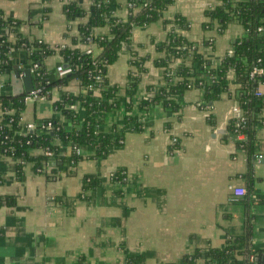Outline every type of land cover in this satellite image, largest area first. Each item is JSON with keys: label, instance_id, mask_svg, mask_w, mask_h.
<instances>
[{"label": "crops", "instance_id": "obj_1", "mask_svg": "<svg viewBox=\"0 0 264 264\" xmlns=\"http://www.w3.org/2000/svg\"><path fill=\"white\" fill-rule=\"evenodd\" d=\"M68 1L84 14L68 19L63 12ZM221 1L174 0L161 13V19L177 13L186 18L189 27L182 34L213 66H219L235 40L246 34L236 19L228 20L222 30L217 20L205 26L209 20L205 10ZM119 2L114 14L125 18L127 5L125 0ZM90 5L91 0H0L5 17L22 21L21 36L98 54L95 44L72 42L79 26L88 21ZM161 19L136 26L130 37L132 51L145 59L144 72L130 96L140 130L131 128L133 123L125 126L124 89L132 67L130 53L123 49L105 74L110 84L120 86L119 106L97 126L102 132H121L120 145L102 157H93L94 149L82 146V158L74 163L70 145L57 141L63 161L49 158L43 172L32 161H24L19 177L17 159L0 152V195L14 197L12 205H0V264H124L132 256H137L135 264H200L201 260L190 262L186 256L197 249L224 247L247 230L246 244L234 241L226 264H247L248 253L257 256L253 264H264V106L253 123L254 151L260 157L250 162L228 128L240 93L232 70L227 90L216 100L207 102L203 89L192 87L176 98L177 110L160 103L141 109L147 86L165 83L162 69L155 64L156 47L167 33ZM107 31L106 26L94 27L91 35ZM7 35L14 42V32ZM24 60L23 53L11 55L12 65L23 66ZM64 61L58 51L44 59L51 80ZM82 91L77 79L53 86L48 97L25 103L20 123L38 126L44 118H52L71 130L77 125L53 102ZM74 109L81 123L85 109L80 105ZM30 153L40 155L43 150ZM118 169H123L124 177L113 181ZM84 176L99 183L84 188ZM236 184L246 187L245 197H232L230 186Z\"/></svg>", "mask_w": 264, "mask_h": 264}, {"label": "trees", "instance_id": "obj_2", "mask_svg": "<svg viewBox=\"0 0 264 264\" xmlns=\"http://www.w3.org/2000/svg\"><path fill=\"white\" fill-rule=\"evenodd\" d=\"M174 0H125L126 5L130 2L132 6H126L125 18L116 16L114 12L121 7L119 0H91L88 21L79 26L77 37L72 38L73 43L85 45L95 44L100 52L94 54L91 50L79 48L53 47L41 40H29L21 36L18 28L21 20L7 18L0 10V72L9 73L12 70L11 55L20 52L24 55L26 67L37 65L31 76L42 93L48 97L49 90L53 86H65L72 79H77L83 87L78 95L65 94L61 99L53 102V107L60 110L75 125L71 130H66L60 123L52 118H44L42 123L50 122L49 130L35 129L22 131L20 113L24 109L22 96L13 97L10 94L0 95L1 110L12 109L4 112L0 118V152L4 155L17 159L16 175L21 176L24 161H32L37 171L43 172L48 162V152H51L55 161H63L59 155L57 141L70 145V158L75 163L82 158V154H76L74 147L89 146L94 149L93 157H102L111 147L120 145L123 140L121 132H102L97 126L104 115L119 106L116 99L120 86L110 84L106 79L107 66L113 62L121 50L130 53L129 64L132 69L128 72V81L124 89L125 126L133 123L131 128L140 130L142 128L136 116L132 113L130 96L133 94L141 74L144 72V57L138 56L130 48L131 32L136 26H142L161 19V13L173 3ZM47 9L44 8V12ZM63 12L68 19L84 14V11L74 2L68 1L63 6ZM205 16L209 19L205 26H210L213 20L219 22L222 30L230 19L238 20L246 31L245 36L237 38L232 46V53H226L219 66H213L209 60L197 51L193 42L184 37L182 32L189 27L184 16L177 13L171 19H161L166 28L165 39L156 47L158 56L155 64L162 69L165 83L161 86L148 85V97L139 103L141 109L150 105L162 104L163 107L174 111L178 105L176 98L187 89L201 87L203 98L211 102L220 97L228 88V72L233 71L239 83L240 93L237 103L246 117L245 122L239 127L235 126L236 119L233 118L228 124L231 132L237 129L238 133H245L244 140H236L250 159L254 158V133L253 123L256 114L264 106V93L258 96L252 94L259 87L258 82L250 80L249 72L253 66L264 68V34L257 32V27L264 28V0H240L232 3L222 0L219 5L205 10ZM44 15V14H43ZM106 26L108 31L103 35L93 37L91 30L94 27ZM14 32L15 40H8V32ZM194 46L195 48L191 49ZM58 51L65 59L63 66L70 67L71 72L64 76L50 79L44 68V59ZM183 59V60H182ZM22 71V70H19ZM96 75L100 76L97 80ZM259 84L264 88V74L259 78ZM75 105L85 109V119L79 123ZM249 112L252 115H249ZM52 132V134H51ZM31 149H42L40 155H32ZM251 165H249L250 169ZM123 169L116 170L111 179L122 181ZM84 188L98 184V180L91 176H84ZM1 183V176H0ZM14 197L1 196L0 205H12ZM246 235L235 237L232 241L221 248L209 247L197 249L186 258L190 262L201 260L200 264H209L216 260L219 264H226L231 258L234 241L246 244ZM251 253L246 254L249 256ZM257 256L253 255V263ZM137 256L128 257L124 264H135ZM76 264H81L77 262Z\"/></svg>", "mask_w": 264, "mask_h": 264}, {"label": "built area", "instance_id": "obj_3", "mask_svg": "<svg viewBox=\"0 0 264 264\" xmlns=\"http://www.w3.org/2000/svg\"><path fill=\"white\" fill-rule=\"evenodd\" d=\"M128 7L132 6V3H128L127 4ZM257 32L259 34H264V28L259 26L257 27ZM195 48L194 46L191 47V49ZM87 51H90V50H87ZM232 53V48L228 51V54H231ZM183 60V59H182ZM23 66L17 65V71L19 73V77H22L23 76V69H24V64H22ZM26 67V66H25ZM30 68V72L32 74L33 71H35V69L37 68V65L36 64H33L32 66H29ZM19 70H22V71H19ZM56 73L58 76H64L65 74H68L71 72V68L70 67H66V66H57L56 67ZM3 72H0V74H2ZM264 74V68L263 67H260V66H253L249 72V78L250 80H255L257 79L256 81L258 82V85L259 87L255 88L252 92L253 95L255 96H258V95H261L264 93V88L261 84H259V77L262 76ZM97 80L100 79V76L99 75H96L95 77ZM1 94H10L11 95V88L9 86V83H8V80H3L2 78H0V95ZM22 96V102L25 103L27 101H31V100H35V99H43V98H46L47 96L45 94L42 93V89L38 86L34 87L31 91H29L28 93H25ZM4 111V110H3ZM3 111L1 110V106H0V118H1V115L3 113ZM12 109H7L6 111L4 112H11ZM233 111H234V117L236 119V123H235V126L236 127H239L240 124L244 123L245 122V115H244V112L241 110L239 104L236 102L234 105H233ZM249 115H252L250 112H249ZM261 122L263 123V121L261 120ZM39 126V129L40 130H49L51 129L52 125L50 122H47V123H42L40 122L38 124ZM37 126L34 125L33 123L31 122H27L25 124H22V131H28V130H33L35 129ZM233 137L235 140H244L246 135L245 133H238L237 132V129H234L233 132ZM240 137H242V139H240ZM176 138L173 137L172 138V143L175 144L176 143ZM74 151L76 154H79L80 153V147L79 146H76L74 147ZM47 156L49 158L53 157L52 153L51 152H48L47 153ZM260 156L256 155L254 156V158H259ZM230 190H231V194H232V197L234 199H239V198H243L245 197L247 194H248V191L246 189V187L242 184H236V185H232L230 186ZM211 264H219L216 260H211ZM247 264H253V254H250L248 257H247Z\"/></svg>", "mask_w": 264, "mask_h": 264}, {"label": "water", "instance_id": "obj_4", "mask_svg": "<svg viewBox=\"0 0 264 264\" xmlns=\"http://www.w3.org/2000/svg\"><path fill=\"white\" fill-rule=\"evenodd\" d=\"M0 78H2L4 81L8 80V83L11 87V96L13 97L28 93L37 86L32 79L30 68L28 66L23 69L22 77H19L17 65H13L12 70L9 73L3 72L0 74Z\"/></svg>", "mask_w": 264, "mask_h": 264}]
</instances>
